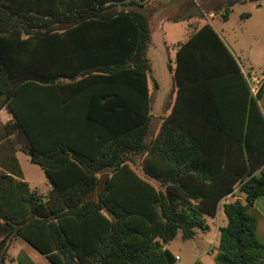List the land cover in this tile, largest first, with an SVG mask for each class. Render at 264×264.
I'll return each instance as SVG.
<instances>
[{"label": "trees", "instance_id": "trees-1", "mask_svg": "<svg viewBox=\"0 0 264 264\" xmlns=\"http://www.w3.org/2000/svg\"><path fill=\"white\" fill-rule=\"evenodd\" d=\"M245 1L209 9L225 7L227 20ZM136 3L0 0V110L14 118L6 134L34 153L52 186L32 189L20 167L0 175V264L14 237L51 264H178L169 243L208 229L205 216L220 205L215 263L264 264L251 210L264 197V81L244 104L243 124H191L189 60L224 51L239 69L206 24L179 49L178 97L150 136L152 31L148 15L129 8ZM138 156L144 175L132 166ZM236 191L241 198H228Z\"/></svg>", "mask_w": 264, "mask_h": 264}, {"label": "crops", "instance_id": "crops-1", "mask_svg": "<svg viewBox=\"0 0 264 264\" xmlns=\"http://www.w3.org/2000/svg\"><path fill=\"white\" fill-rule=\"evenodd\" d=\"M160 1L162 0H137L136 5H130L129 8L138 7L145 12L146 6L148 4L158 3ZM223 1L225 0H221L219 3ZM247 2L255 3V5H253L248 10L241 11V23L240 25L235 26L233 35L226 27V25L231 21V13L228 19H223V23H220V25L217 27L208 20L196 22L195 19L198 18V14L196 15L190 13L188 15L185 14L181 16L176 14L171 15L172 9H166L162 12H159V10L157 9H153L149 14L145 12L150 20L151 31L152 25H154V20L156 21V19L159 20L160 18H163L162 24L166 22H173V28L176 29L177 26L181 24L182 29L184 30V32H182L180 36L174 35L170 43L165 41L164 48L168 51L167 53L169 54L167 55V57H165V61L167 62L166 65L169 69L171 78L170 90L165 94L162 111L160 114L153 115L151 101V127L153 126L152 124L154 120H157L156 125L158 127L157 129L155 128L153 130H151L150 128V134L151 131L153 132L150 136H155L158 133L164 119L174 109L179 89L174 69L177 65L178 51L181 45L206 24H210L217 32L227 50L236 61L239 69L235 67L234 63L225 54L224 51H220L219 59H217L216 57H212L207 62L202 60L201 53L199 57L194 58V60L190 59L189 62L191 65H189L185 72H183L188 73V76L193 79V82L187 86L185 90V97L183 99V103L185 104L186 109V119L188 117L191 120V124L237 126L243 124L242 113L244 104L247 99L255 97V95L251 92V85L249 83L250 80L248 79H250V76L256 75V77L260 79V83L264 81V4L261 3V0L257 2L247 0L245 2H240L237 4H245ZM219 3L216 2L212 5L217 6L219 5ZM207 17L214 18V10H210V13ZM150 47L155 49L157 48L153 41V36L152 44L150 45ZM148 57L150 59L151 65V58L150 56ZM245 65H247L248 68H246ZM151 69L152 73V66ZM255 70H257V72ZM212 73L214 74L211 75ZM236 73H243L244 79ZM198 76L202 78H196ZM150 77L149 88L151 96ZM153 87H159V83L156 81V79L153 80ZM258 106L264 117V93L258 100ZM208 112H210V119H207ZM13 120V115L7 110L6 107L0 110V175L3 173H16L18 168L20 167L24 174L25 181L31 187L30 183L26 180L22 164L25 158L28 157H26V152L24 150L25 147L23 145L14 144L12 142L14 134H6L5 125L12 122ZM27 160L31 161V158L28 157ZM51 188L52 186L47 179L45 190L38 191L40 193L47 194L51 190ZM232 197L234 196H228V198ZM258 204H260L261 206H258ZM221 210H223V206L219 208L217 216L222 219L224 218L223 223L225 224L226 217L225 214L221 215ZM251 210L258 219L259 217L264 219V199L262 200L261 197L258 198ZM14 241L18 242L20 241V239H18L17 237L12 238L8 243V250L10 249ZM24 248L27 249L25 245H22L19 253H17V256L10 258V260L15 264H34L33 260L25 254ZM31 253L35 257V254L33 252ZM176 257H178V255H176Z\"/></svg>", "mask_w": 264, "mask_h": 264}, {"label": "rangeland", "instance_id": "rangeland-1", "mask_svg": "<svg viewBox=\"0 0 264 264\" xmlns=\"http://www.w3.org/2000/svg\"><path fill=\"white\" fill-rule=\"evenodd\" d=\"M207 0H162L158 3H151L146 6L145 12L149 14L151 10L157 9L159 12H162L166 9H172L171 15H188V14H198V18L195 21H210L215 26H219L220 23H223V14L225 13V7L222 9H215V17L208 18V14L210 13L209 8L215 7V5L210 4L209 8L207 7L208 1ZM219 3L221 0H213V2ZM261 3L264 4V0H261ZM255 3L247 2L245 4H237L232 7L231 9V21L226 25L227 29H229L232 35L234 34L235 26L240 25V13L242 10H248L251 8ZM207 7V8H206ZM216 8V7H215ZM158 12V13H159ZM157 16V15H156ZM159 18V17H158ZM163 18L159 20H154V25H152V36L153 41L155 43V48L149 47L148 49V56L151 58V66L153 67V72L151 73L150 77V85H151V96H152V113L153 115H158L162 111V105L164 101L165 94L168 93L170 90V73L169 69L167 68V62L165 61V57L169 55L167 50L164 48L165 41L169 42L173 39L174 35L177 36L184 32L182 29L181 24L176 28H173V22H166L162 24ZM257 39V38H256ZM246 64V63H244ZM246 68L247 65H245ZM257 72V70H255ZM249 74V73H248ZM260 74V73H258ZM252 78V76H250ZM159 83V87H153V80ZM157 120H154L153 126L151 130L157 129ZM152 131L151 134L152 135ZM26 157L29 156V152L26 150ZM27 157V158H28ZM27 158L22 162L23 169L25 172L26 180L30 183L32 189L37 190H45L46 188V181L47 178L44 174L42 168L28 161ZM132 166L134 169L144 175L143 167H142V157H134ZM105 175V174H103ZM152 183L157 185V182L154 180H150ZM242 194L239 191H236L234 197H240ZM263 200L264 197H261ZM258 206H261L258 204ZM221 208V205H220ZM255 211V210H254ZM221 215L224 214L223 210L220 211ZM258 214V213H257ZM220 215V214H219ZM258 216V215H257ZM207 223L210 227L206 230L197 229L195 236L192 239L184 240L182 238L181 232L177 234V236L172 240L168 247L174 253V255H178L179 260L177 261L178 264H193L195 261H200L203 264H216L215 263V253L216 247L218 246V239H219V226L223 225L224 218H219L216 216L212 218L210 216H205ZM258 220V227H257V236L258 239L264 243V219L259 217ZM22 245H25L27 249L24 248L25 254L30 257L34 264H51L45 256L40 254L35 248L31 245L26 243L25 241L21 240L15 242L11 245L10 249L7 251V264H15L13 263L10 258L16 257L17 253ZM33 252L35 254L32 255Z\"/></svg>", "mask_w": 264, "mask_h": 264}, {"label": "built area", "instance_id": "built-area-1", "mask_svg": "<svg viewBox=\"0 0 264 264\" xmlns=\"http://www.w3.org/2000/svg\"><path fill=\"white\" fill-rule=\"evenodd\" d=\"M250 85H251V92L256 95L260 89V86L262 83H260V79L256 77V75H252V78L250 77ZM178 258V257H177Z\"/></svg>", "mask_w": 264, "mask_h": 264}, {"label": "water", "instance_id": "water-1", "mask_svg": "<svg viewBox=\"0 0 264 264\" xmlns=\"http://www.w3.org/2000/svg\"><path fill=\"white\" fill-rule=\"evenodd\" d=\"M33 155H34V153L31 151V152H29V156H30V158H32L33 157Z\"/></svg>", "mask_w": 264, "mask_h": 264}]
</instances>
